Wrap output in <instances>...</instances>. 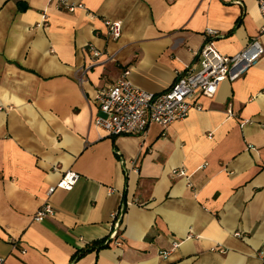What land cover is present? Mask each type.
<instances>
[{
	"label": "crops",
	"instance_id": "crops-1",
	"mask_svg": "<svg viewBox=\"0 0 264 264\" xmlns=\"http://www.w3.org/2000/svg\"><path fill=\"white\" fill-rule=\"evenodd\" d=\"M107 19L121 22L117 39ZM262 25L253 0H0L4 264H264V55L165 127L92 125L97 94L125 70L160 93L206 39L233 55L253 38L264 47ZM65 171L77 183L47 199ZM45 201L54 216L34 221Z\"/></svg>",
	"mask_w": 264,
	"mask_h": 264
},
{
	"label": "built area",
	"instance_id": "built-area-1",
	"mask_svg": "<svg viewBox=\"0 0 264 264\" xmlns=\"http://www.w3.org/2000/svg\"><path fill=\"white\" fill-rule=\"evenodd\" d=\"M255 1L263 21L261 31L264 32V0ZM72 10L73 6H67ZM107 34L117 39L121 34V22L105 20ZM217 31L206 29L205 35H215ZM93 55L98 57L100 51L89 46ZM264 55V47L257 38H253L243 49L233 55H222L214 47V39H206L195 55L192 67L184 72H176L172 84L160 93L144 91L129 80V71L125 70L120 78L110 87L103 89L96 96V105L100 114L94 116L92 125L101 129L107 136L143 135L150 124L165 127L175 121L187 117L192 108H199L195 102L197 96H212L223 81H234L242 76L252 65ZM176 172L186 176L183 169ZM79 174L72 171L62 173L59 180L48 187L47 199L56 190H70L77 183ZM124 208L121 206L110 216L113 222L112 236H116ZM54 216V210L45 201L34 213V221H42ZM175 244V243H174ZM167 252H160L165 257ZM0 264L4 260L0 258Z\"/></svg>",
	"mask_w": 264,
	"mask_h": 264
},
{
	"label": "trees",
	"instance_id": "trees-1",
	"mask_svg": "<svg viewBox=\"0 0 264 264\" xmlns=\"http://www.w3.org/2000/svg\"><path fill=\"white\" fill-rule=\"evenodd\" d=\"M107 245H108V243H107V240H106V239L98 240V241H94V242L91 243V245H90L88 248L76 252V253L72 256V261L78 259V258H79L80 256H82L86 251H89V250H95V249H100V248L106 247Z\"/></svg>",
	"mask_w": 264,
	"mask_h": 264
},
{
	"label": "water",
	"instance_id": "water-1",
	"mask_svg": "<svg viewBox=\"0 0 264 264\" xmlns=\"http://www.w3.org/2000/svg\"><path fill=\"white\" fill-rule=\"evenodd\" d=\"M20 6L22 7V6H24V4L22 3V4H20Z\"/></svg>",
	"mask_w": 264,
	"mask_h": 264
}]
</instances>
